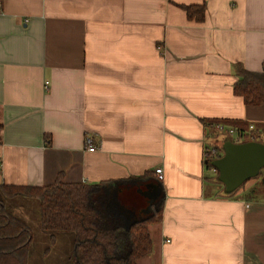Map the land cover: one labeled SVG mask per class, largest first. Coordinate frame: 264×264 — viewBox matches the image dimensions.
I'll use <instances>...</instances> for the list:
<instances>
[{"label": "crops", "instance_id": "0c3cea01", "mask_svg": "<svg viewBox=\"0 0 264 264\" xmlns=\"http://www.w3.org/2000/svg\"><path fill=\"white\" fill-rule=\"evenodd\" d=\"M263 63L264 0H0V184L114 187L155 215L140 264H264V172L227 193L203 122L264 129L234 93Z\"/></svg>", "mask_w": 264, "mask_h": 264}, {"label": "trees", "instance_id": "16d2710c", "mask_svg": "<svg viewBox=\"0 0 264 264\" xmlns=\"http://www.w3.org/2000/svg\"><path fill=\"white\" fill-rule=\"evenodd\" d=\"M186 9L190 17L195 14L200 19L204 17V5H188ZM236 73L239 78L234 84V93L242 96L249 105L263 104L264 63L261 71H251L238 64ZM203 122L206 127L212 128L208 134L210 142L205 151V166L213 169V161L223 155L222 143L232 137L226 135L219 138L221 133L215 125L223 120L204 119ZM239 130H245V126L239 127ZM261 131L264 132V129ZM258 137L248 136L242 142H264ZM215 180L220 182L218 171ZM113 188L100 187V184L67 183L62 175L53 184L45 186L0 184L5 199L23 197L39 201L42 229L74 233L72 264H140V260L153 249L149 223L155 215L143 216L142 208L137 207L133 213L135 217H130V209L121 216H118L120 212L117 210L116 216L112 204ZM4 198L0 199V264H28L32 230L22 218L9 213ZM146 202L147 205L152 203L155 209H161L158 199L149 201L140 197L141 206H145ZM56 239L52 234L51 241L56 242Z\"/></svg>", "mask_w": 264, "mask_h": 264}, {"label": "rangeland", "instance_id": "374dc122", "mask_svg": "<svg viewBox=\"0 0 264 264\" xmlns=\"http://www.w3.org/2000/svg\"><path fill=\"white\" fill-rule=\"evenodd\" d=\"M248 128L249 127L245 129ZM248 130H250V128ZM251 136H259L258 138L264 140V132L258 130L256 127L251 129ZM218 143H221L219 139ZM262 171L264 172V168ZM216 173L215 171V175ZM4 197L5 196L0 191V199ZM5 202L9 213L22 218L32 230L33 240L28 251V264H72L74 251L73 232H50L42 229L40 225V205L39 201L36 199L29 198L27 200V198L16 197L6 198ZM23 213L26 218L21 217ZM52 234L56 236V242L51 241Z\"/></svg>", "mask_w": 264, "mask_h": 264}, {"label": "water", "instance_id": "95a60500", "mask_svg": "<svg viewBox=\"0 0 264 264\" xmlns=\"http://www.w3.org/2000/svg\"><path fill=\"white\" fill-rule=\"evenodd\" d=\"M224 153L213 161L218 171L219 181L227 193H232L247 180L256 177L264 168V142L225 141Z\"/></svg>", "mask_w": 264, "mask_h": 264}, {"label": "built area", "instance_id": "2783aa9c", "mask_svg": "<svg viewBox=\"0 0 264 264\" xmlns=\"http://www.w3.org/2000/svg\"><path fill=\"white\" fill-rule=\"evenodd\" d=\"M216 129L218 132H220L222 135L226 136V135H230L231 137H234L236 140L241 141L242 139L246 138V137H252L251 136V129L253 128V126L250 127V130L246 129V130H239L238 128L229 126L225 123H216L215 125ZM87 144H88V149L89 151H95L96 146L93 143V139L88 138L87 140ZM1 160H0V164H1ZM213 171H216L215 168H213ZM156 172L158 174V177L160 180H162L164 178V172L162 168H158L156 169Z\"/></svg>", "mask_w": 264, "mask_h": 264}, {"label": "bare ground", "instance_id": "6f19581e", "mask_svg": "<svg viewBox=\"0 0 264 264\" xmlns=\"http://www.w3.org/2000/svg\"><path fill=\"white\" fill-rule=\"evenodd\" d=\"M216 172H217V170H216Z\"/></svg>", "mask_w": 264, "mask_h": 264}]
</instances>
